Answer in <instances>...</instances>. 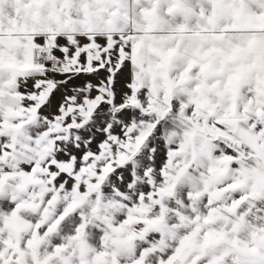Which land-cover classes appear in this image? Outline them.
I'll return each mask as SVG.
<instances>
[{"label": "snow or ice", "instance_id": "snow-or-ice-1", "mask_svg": "<svg viewBox=\"0 0 264 264\" xmlns=\"http://www.w3.org/2000/svg\"><path fill=\"white\" fill-rule=\"evenodd\" d=\"M0 264H264V0H0Z\"/></svg>", "mask_w": 264, "mask_h": 264}]
</instances>
